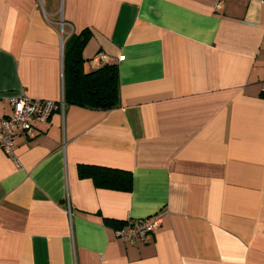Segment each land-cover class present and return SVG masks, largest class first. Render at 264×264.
<instances>
[{
	"label": "crops",
	"instance_id": "1",
	"mask_svg": "<svg viewBox=\"0 0 264 264\" xmlns=\"http://www.w3.org/2000/svg\"><path fill=\"white\" fill-rule=\"evenodd\" d=\"M85 29L84 70L106 53L120 103L66 104L18 134V162L0 146V264H264L263 4L0 0V117L23 92L62 99ZM80 164L129 170L132 189ZM159 211L146 242L117 237Z\"/></svg>",
	"mask_w": 264,
	"mask_h": 264
},
{
	"label": "trees",
	"instance_id": "2",
	"mask_svg": "<svg viewBox=\"0 0 264 264\" xmlns=\"http://www.w3.org/2000/svg\"><path fill=\"white\" fill-rule=\"evenodd\" d=\"M91 37L85 29L72 35L65 48V101L90 109L111 110L120 103L118 65L105 63L90 72L84 70L83 50ZM81 178H91L99 187L131 190L133 174L129 170L107 166L80 164Z\"/></svg>",
	"mask_w": 264,
	"mask_h": 264
},
{
	"label": "built area",
	"instance_id": "3",
	"mask_svg": "<svg viewBox=\"0 0 264 264\" xmlns=\"http://www.w3.org/2000/svg\"><path fill=\"white\" fill-rule=\"evenodd\" d=\"M258 1L264 6V0ZM63 26L64 23L62 29ZM124 57L122 55L119 59H124ZM107 60V54L104 52H99L93 57L97 66L104 65ZM262 91L264 92V82ZM8 100L11 105V112L5 117H0V146L8 156L18 162V134L32 137L37 132L38 124L49 122L55 111L64 110L66 101L64 96L60 100H51L32 97L24 92L10 96ZM68 212L71 215L70 204H68ZM162 224V211L144 218H128L124 227L116 229V235L131 242H146L148 236L156 232Z\"/></svg>",
	"mask_w": 264,
	"mask_h": 264
}]
</instances>
